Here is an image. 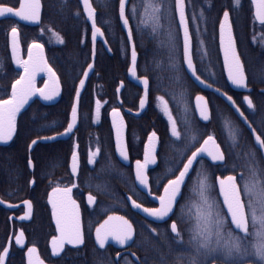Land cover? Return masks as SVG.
<instances>
[{
	"label": "flooded vegetation",
	"instance_id": "1",
	"mask_svg": "<svg viewBox=\"0 0 264 264\" xmlns=\"http://www.w3.org/2000/svg\"><path fill=\"white\" fill-rule=\"evenodd\" d=\"M2 1L4 0H0V4L19 7V0H13L16 2L14 4H6ZM250 2L252 3L251 0ZM41 4L42 14L38 25L26 24L17 18H0V48L3 53L5 44L2 28L3 22L12 19L18 26H40L43 22L44 0H41ZM225 11H229L230 13L238 51L248 81L247 87L252 89L250 92L241 90L228 80L220 45V23ZM225 11L219 18L217 14L214 17L218 30L217 39H213L211 35L205 41L204 46L199 47L195 42L192 32L191 23L193 22V15L191 17L188 10V19L193 37V58L197 73L203 80L231 96L236 105L245 113L258 134L262 135L264 134V126H261L259 122L264 123V94L261 92L264 89V56L257 55V46L253 40L254 34H252V29L254 30L255 23L259 26H264V24L258 22L253 3L252 13H249L247 9L241 8L233 13L228 9ZM175 17L177 27L179 28L176 12ZM236 27H239V37L236 33ZM19 42L20 60L27 61L29 47L26 50L23 49L20 32ZM36 44L42 45L40 43ZM9 45L13 56L11 32ZM200 48H203L204 55H201ZM161 51V66L164 67L170 64L168 69L171 70L170 74L174 78H188L195 85L194 90L188 92L187 96L191 98L197 122L193 117L194 121L179 110L171 113L172 117L176 120L177 130L181 133L180 139L171 135V125L168 116L166 118L162 110L161 97H159L161 95L153 102L151 81L146 75L141 73L138 61L139 77H147L150 83L148 107L140 116L135 115L140 109L143 89L128 78L129 86L126 93L128 103L125 104L122 100L123 91L127 86L122 81L124 82V89L121 93L122 102H119L120 107L116 108L118 112L122 113L125 121L127 160L120 155L117 149V137L113 125V110L108 114L106 110H103L102 104L99 118L96 116V104L94 107L93 129L91 130L94 140L93 147L83 145L81 147V143L78 140L80 133L83 132L81 129V112L79 126L67 140L41 141L43 138L58 135L67 128L66 126L64 130L53 133L51 122V125L50 123L48 125L49 134L45 136H38L33 139L30 137H20L14 142L16 137L15 132L9 143L0 142V199L8 204L7 206L0 203V253L3 252L5 247H8V255L5 257L3 264H29L28 248L33 246L37 249L32 257L33 264H35L37 258L42 260L43 264H175L177 259L181 258L186 261L190 250L186 246H177L173 240L175 234L171 232L170 225L175 220L178 223V228L182 231L187 228L195 229L199 214L205 210L202 201L183 200L181 199L182 197L178 196V203L174 206L175 215L170 214L171 219L165 217L163 220L149 216L143 211V208L159 207L157 197L163 195V186L167 184L169 179H174L176 175H179V170L182 169L183 163H186L187 157L203 144L208 135L215 137L225 156V159L221 163H215L211 159L203 157V159L211 161L216 165L224 164L226 166L222 173L217 176V186L219 179H224L228 176H236L238 184H241L240 175L243 171H238V167L239 165L243 166L245 130L251 136L256 150L263 159L262 153L256 147L250 131L226 101L212 91L202 90L191 79L184 65L182 39L180 40V45L177 47V53L175 49L171 57H167L168 49L164 46H162ZM14 62L22 70L21 75H23V68L16 63L15 59ZM261 63L263 64L260 65ZM46 64L48 68H52L48 63L47 55ZM55 73L57 74L56 71ZM46 74L36 81V88L42 89L44 87L45 82L48 80ZM57 76L60 81L61 92L56 101L59 100L62 94L61 79L58 74ZM259 84L263 86L257 88L256 85ZM198 95H203L208 101L211 113L210 122L204 123L197 115L195 98ZM245 96L250 97L253 108L248 107L244 99ZM37 99L43 101L45 105L53 103L46 102L40 97L34 98L31 104L27 108L22 109L17 115L16 131L17 118L21 112L29 109ZM48 106L52 112V107ZM226 107L229 108L235 120L228 118L227 111H224ZM215 108L218 110L216 116L214 115ZM225 121H229L231 127L238 131L237 142L234 147L231 146L232 141L229 139L228 134V138H226L228 128L225 127ZM214 131L216 135L213 134ZM84 132L89 133V127ZM153 132L156 133V137L158 138L154 142L155 163H149L147 166L146 175L148 177L149 188L144 190L136 179V161H144L145 149L149 144V136ZM192 136L196 137V142L191 140ZM262 138H264V135H262ZM34 140H38L39 142L32 146V141ZM73 143L75 145L74 151L79 153L81 164L77 175L72 174L71 169L73 152L69 154L67 150ZM97 149H99V153L93 156L92 154L96 153ZM182 155L184 158L181 161ZM90 159H92V163L89 162ZM29 160L32 162L31 165H29ZM115 162H119L120 167L114 166ZM122 163L125 166L124 168L120 165ZM197 164L194 165V168H196ZM234 165L236 166L235 170L233 168ZM196 169L199 168L197 167ZM203 173L206 176L209 175L206 169H203ZM194 174L196 173L192 172V180L190 182L186 181V186H182V194L187 186H191L189 188L192 191V186L195 183ZM56 188L60 190L71 188V197L77 202L76 205L79 209L83 243L68 244L65 242L62 247H57L54 254L52 241L54 238L59 237V232L56 230L55 218L52 215L53 207L49 202V197H51L53 190ZM218 189L220 192L219 186ZM90 194L95 197L93 203H89L88 201ZM133 200L141 204L142 208H134L132 206ZM25 201L31 202L32 211L28 219H21L28 212L27 206L24 203ZM212 204L214 205V212L219 211L221 215L227 213V208L223 206V203ZM182 206L183 212L181 211ZM181 215L184 217L183 223L178 219ZM110 216L127 219L133 226L134 235L132 240L123 245L109 237L104 248H101L96 240V229L103 225ZM111 224L116 225L118 222L112 221ZM152 229H156V231L153 232ZM21 231L24 233L23 242L22 244H16V237L19 236ZM187 239L188 233L184 231L185 242H187ZM254 259L255 257H250L249 264ZM209 264H221V261L209 257Z\"/></svg>",
	"mask_w": 264,
	"mask_h": 264
},
{
	"label": "snow or ice",
	"instance_id": "2",
	"mask_svg": "<svg viewBox=\"0 0 264 264\" xmlns=\"http://www.w3.org/2000/svg\"><path fill=\"white\" fill-rule=\"evenodd\" d=\"M257 4L256 17L264 24V0H253ZM127 0H119V17L123 21V24L128 28V39L132 40V29L129 26V17L126 15ZM236 7L240 6V0H234ZM84 12L87 14V18L92 21V39L95 42L97 35H103L100 28L96 25V10L93 7L91 0H83ZM143 8L142 18L140 24H147L151 22L153 26V32L157 28H162L161 24L162 12L164 10L163 0L159 3L155 0H143L141 5ZM40 2L39 0H19V7H11L4 4H0V17L7 15L18 17L23 21H39L40 19ZM175 12L179 15V26L183 29V59L187 63V68L191 72L192 76L196 80L204 83L200 80V76L197 75V69L193 63L192 50H191V36L189 34L188 22L185 16V2L184 0H174ZM131 15L133 18L137 16V6L133 5L131 8ZM203 15V13H201ZM169 40L174 43L176 36L173 35L171 30L168 32ZM12 38V50L13 58L23 68V75L19 76V79L11 85V94L7 99H0V141L7 142L11 140L16 132V117L29 99L37 93L45 100H50L53 95L58 94V84L56 92H49V84L45 82L44 88L35 87V76L37 67L33 61L32 51L33 48L39 49L42 52V46L33 43L29 46V59L22 61L17 57V51L19 47V32L16 26L11 28ZM59 42H62L57 37ZM220 45L224 52V66L228 70V78L233 84L238 87H247L246 76L243 68V64L240 61L239 55L236 50L235 39L232 34V27L229 22V12L225 11L223 14V21L220 24ZM136 57L137 53L135 46L132 49V66L129 68V72L136 76ZM42 60V56H41ZM2 66V65H0ZM44 70H46L50 77H55V73L51 68L47 67L46 62L43 64ZM93 65H88V70H92ZM84 77L88 76V72L83 73ZM139 78V77H137ZM84 79L80 80V87L76 89L75 102L71 106V118L67 123L65 133H71L76 127L78 120V108L80 103V89L84 87ZM142 83L145 87V97L141 99L140 106L143 108L146 98L149 81L147 77H144ZM211 87V85H207ZM219 91V89H217ZM264 94V89L261 90ZM197 108L200 110V116L203 120H209L210 114L207 108V102L204 97L197 96ZM232 100V97H228ZM245 101L249 108H253L252 100L245 96ZM162 110L165 115L168 116L171 125V135L177 139H180L181 133L177 130L176 120L172 117L171 111L168 108L167 102L160 98ZM203 101V106L201 102ZM235 104V101H233ZM101 103L96 101V116L99 118ZM239 111V109H237ZM113 125L117 130V149L120 155L127 160V151L122 144V128L123 120L120 118V123H116V118L119 117V112L113 109ZM243 116V113H240ZM225 127L228 128V136L232 141V147L236 145L238 131L231 127L229 121H225ZM255 134V129H253ZM264 135V134H262ZM262 135H255L256 143L261 149H264V138ZM45 139H54V137H46ZM158 138L156 133L153 132L149 136V144L145 149L144 161H136V179L144 187H148V177L146 175V169L149 163H155L154 155V142ZM191 140L196 142V137L192 136ZM33 144L36 141H32ZM99 153L97 149L95 156ZM207 155L211 157L213 161H223L225 159L224 152L221 151L220 145L216 143V139L213 135H208L207 139L203 141L195 151L187 157L186 163H183L182 169L179 170V175H176L174 179H169L167 184L163 186V195L157 197L159 200L158 208H143L149 216L155 217L159 220H163L165 217L171 219L170 214L175 215L174 206L178 203L177 197H182V186H186V181L192 180L191 173H196V182L192 186V191L199 195L203 202L204 211L198 216V223L195 229L187 228L184 231L188 233L187 242L184 240V231L178 228L177 221H173L170 225L171 232L175 234L173 240L177 246H186L190 251L188 259H177L175 264H209V257L212 259H219L221 264H249V258L255 257L251 260V264H264V168L258 166V162L255 159V152L246 154L249 158V176L244 177L243 173L240 175V179L243 182L242 185L238 184L236 176H228L219 180L220 194L223 196V206L227 208V213L221 215L219 211L214 212V205L209 202L207 197V191L210 185L207 182V176L203 173V156ZM92 163V159L89 160ZM29 160V165H31ZM199 163L200 168H194V165ZM235 165L233 166L235 170ZM72 174H76L78 170V154L73 151L72 153ZM34 183V181H33ZM75 186V185H74ZM54 192H60L59 188L53 190ZM66 200H63L57 204L56 201L49 197V202L53 207V217L56 222V230L60 233L58 238H54L53 253L55 254L58 246H61L66 242L68 244H80L83 243V235L81 231L80 214L76 202L71 199V188H65L62 190ZM244 197H247L245 200ZM131 199V197H129ZM89 203L95 201V197L91 194L88 196ZM3 201H0L2 203ZM28 212L21 219H28L31 215L32 204L30 201H25ZM134 208H142L141 204L132 201ZM183 212V206L181 207ZM230 217V219H228ZM180 222H184V217L181 215ZM112 221H118L116 225H112ZM153 232L156 229H152ZM134 235V229L132 224L124 217L110 216L108 220L104 222L99 228L96 229V240L101 248H104L106 241L109 237L123 245L129 240H132ZM24 238L23 231L16 237V244H22ZM59 241V244H58ZM37 249L33 246L28 248L29 264H33V254ZM8 255V247L3 249L0 253V264H3L5 257ZM35 264H43L42 260L35 261Z\"/></svg>",
	"mask_w": 264,
	"mask_h": 264
},
{
	"label": "trees",
	"instance_id": "3",
	"mask_svg": "<svg viewBox=\"0 0 264 264\" xmlns=\"http://www.w3.org/2000/svg\"><path fill=\"white\" fill-rule=\"evenodd\" d=\"M2 2L6 4L16 3L13 0H4ZM92 2L97 10V23L104 31L112 53H109L102 42L98 43L96 68L81 99V129L83 132L80 133L78 138L81 147L82 145L93 147L94 140L91 130L93 129L94 107L97 100L100 101L103 106L102 108H104L103 110H106L108 114L113 109L119 108L120 104L116 90L120 83L124 81L127 86L123 91L122 100L125 104L128 103L126 93L129 86L128 69L131 53L128 38L119 17V0H92ZM155 2L159 3L160 0H155ZM142 3L143 0H131L127 14L140 55L139 69L151 81L153 102L161 95L159 97H163L164 101L167 102L171 113L179 110L194 121L195 116L192 101L187 94L194 90L195 85L188 78H174L170 74L171 70L168 69L170 64L164 67L161 66L162 46L168 49L167 57H171L175 49L177 53V47L180 45L181 40L175 17L174 0H163L164 10L161 19L163 27L157 28L155 32H153L151 22L147 24L139 23L142 18L141 14L143 13ZM187 4L191 17L195 9L206 11V13L207 11L210 12L205 13L207 18L215 14L221 16L227 9L231 13L234 11L231 3L226 0H187ZM133 5L137 6V16L135 18L131 15ZM240 8L247 9L249 13H252V3L250 0H240ZM191 25L196 42V35L193 30L194 23L192 22ZM13 26L19 29L23 49H28L33 43H40L45 47L48 63L57 72L62 83V94L58 101L45 105L43 101L37 99L29 109L21 112L17 118L15 142L20 137H30L33 139L49 134L48 125L49 123L51 125V122L53 133L66 128L70 120L71 106L74 103L76 89L83 77V73L91 62L92 29L80 0H44L43 22L42 25L37 27L18 26L12 19L5 20L2 26L5 43L4 53L0 48V65H2L0 66V99H7L10 96L11 85L15 80L19 79L22 73V70L15 65L9 45L10 32ZM208 26L212 29L213 33L215 31L218 33L216 22L212 23L210 21ZM253 28L252 34H254L253 40L257 46V55L264 56V26H259L255 23ZM169 30L176 36L174 43L169 40ZM236 33L239 37L238 27H236ZM216 36L214 39H217ZM57 37L62 42H59ZM259 86L263 85H256L257 88ZM227 87L229 86L227 85ZM48 105L52 107V112L49 110ZM224 111H227L229 119L235 120L229 108L226 107ZM217 112L218 110L215 108V116L218 114ZM88 122L90 123L88 124ZM87 127L90 129L89 133L84 132ZM213 134L216 135L215 131ZM243 141L245 146V148L243 146V166L239 165L238 171L242 170L244 177L247 178L249 176V168L245 163L246 159L249 158L246 154L254 151L255 159L261 168H264V161L246 130L244 131ZM74 143L67 149L69 154L74 151ZM81 147L80 150L82 151ZM120 165L122 168L125 167L123 163ZM114 166L120 167L119 162H115ZM197 167L200 168L199 163L196 165ZM225 167L224 164L216 165L211 161L203 159V169L209 172L207 182L210 187L207 191V197L210 202L215 198L220 203H223L216 179ZM189 187L191 188V186H187L183 191L181 199L201 200L198 194L190 191ZM244 198L247 200L246 197Z\"/></svg>",
	"mask_w": 264,
	"mask_h": 264
},
{
	"label": "water",
	"instance_id": "4",
	"mask_svg": "<svg viewBox=\"0 0 264 264\" xmlns=\"http://www.w3.org/2000/svg\"><path fill=\"white\" fill-rule=\"evenodd\" d=\"M252 1V3H253V5H254V9H255V14H256V11H257V4L256 3H254L253 2V0H251ZM39 2H40V5H41V8H40V19H39V21H36V22H33V21H23V20H20L18 17H15V16H11V15H7V16H5V17H0V18H7V17H11V18H17V19H19L20 21H22L23 23H26V24H32V25H38L39 23H40V20H41V14H42V4H41V0H39ZM80 2H81V5H82V7H83V9H84V6H83V0H80ZM184 2H185V16H186V19H187V22H188V27H189V34H190V36H191V50H192V59H193V63H194V65H195V67H196V64H195V62H194V58H193V37H192V34H191V29H190V23H189V19H188V8H187V1L186 0H184ZM91 3H92V1H91ZM129 3H130V0H127V4H126V15H127V9H128V6H129ZM229 12V11H228ZM85 15H86V17H87V14L85 13ZM176 15H177V19H178V24H179V15H178V13H176ZM257 18V17H256ZM87 20H88V22H89V24H90V26H91V29H92V21H90L88 18H87ZM121 20V19H120ZM257 20H258V22L259 23H261L260 22V20L257 18ZM223 21V18H222V20H221V22ZM229 22H230V24H231V27H232V34H233V37H234V39H235V45H236V50H237V53H238V55H239V58H240V61H241V63L243 64V62H242V60H241V57H240V54H239V51H238V47H237V41H236V37H235V33H234V30H233V25H232V21H231V17H230V13H229ZM121 24H122V27H123V29H124V31H125V33H126V35H127V38H128V28H126L125 26H124V24H123V21L121 20ZM221 24V23H220ZM96 25H97V27L98 28H100V30H101V32H103V35L101 36V35H97V37H96V40H95V42H93V39H92V56H91V62H90V64H92L93 65V68H92V70H88V67H87V69L85 70V71H87L88 72V76L87 77H84V75H83V77H82V79H84V81H85V83H84V87L82 88V89H80V103H79V108H78V120H77V124H76V127L72 130V132L71 133H67V134H64L65 133V131L64 132H62V133H60V134H58V135H55V136H52V137H54V139H45V138H43V139H41V141L42 142H52V141H56V140H67V139H69L71 136H72V134L74 133V131L78 128V126H79V121H80V107H81V99H82V96H83V94H84V92H85V90H86V88H87V85H88V82H89V80H90V78H91V76L93 75V73H94V70H95V64H96V59H97V48H98V43L99 42H102L103 43V45L106 47V49L109 51V53L111 54L112 53V51H111V49H110V47H109V44H108V41H107V39H106V36H105V33H104V31H103V29L98 25V23H97V19H96ZM129 26L131 27V29H132V26H131V23H130V20H129ZM179 29H180V33H181V39H182V42H183V29L179 26ZM128 42H129V45H130V49H131V63H130V67L132 66V49H133V45L135 46V50H136V53H137V57H136V76H133L130 72H129V70H128V78H129V80L130 81H132V82H134V83H136L138 86H140L142 89H143V95H142V97H141V99L142 98H144L145 97V87H144V84L142 83V80H143V78L144 77H139V74H138V61H139V54H138V51H137V48H136V43H135V39H134V34H133V30H132V40H129L128 39ZM42 46V45H41ZM221 51H222V56H223V60H224V52H223V49L221 48ZM32 56H33V61L35 62V64H36V67H37V72H36V76H35V87H36V81L40 78V77H42L44 74H46L47 75V78H48V80H47V82H48V84H49V92H56L57 91V84H58V94H55V95H53V98L52 99H50V100H45V99H43L42 97H40V95L37 93L36 95H34V96H32L31 97V99H29V101H28V103L27 104H25L24 105V107L22 108V109H24V108H27L30 104H31V102H32V100L34 99V98H36V97H40L41 99H43L44 101H46V102H55L57 99H58V97H59V95H60V92H61V86H60V81H59V78H58V76H57V74L55 73V71L51 68V70H52V72H54L55 73V77L53 78V77H50V75H49V73L46 71V70H44V68H43V64L46 62V54H45V49H44V47L42 46V52H41V50H39V49H35V48H33V51H32ZM41 56H42V60H41ZM17 57L20 59V42H19V47H18V51H17ZM28 59H29V57H28ZM27 59V60H28ZM17 63V62H16ZM19 65V64H18ZM184 65H185V68H186V71H187V73L189 74V76L191 77V79L202 89V90H206V91H212V92H214V93H216L217 95H219L220 97H222L225 101H226V103L234 110V112H235V114L237 115V117L245 124V126L248 128V130L250 131V133H251V135H252V137H253V139H254V143H255V145H256V147L261 151V153H262V156H263V160H264V149H261L260 147H259V145L256 143V140H255V135H259L258 134V132L256 131V129L254 128V126L252 125V123L249 121V119L246 117V115H245V113L236 105V103L235 104H233V98H232V100H229L228 99V97H229V95H227L225 92H223L222 90H220L219 89V91H217V87H215V86H213V85H211L210 83H208V82H206L205 80H203L201 77H200V80H202V81H204V83H201L200 81H198V80H196V78L194 77V76H192V74H191V72L188 70V68H187V63L184 61ZM129 67V68H130ZM243 68H244V66H243ZM197 69V68H196ZM226 69V73H227V76H228V70H227V68H225ZM245 72V71H244ZM197 75H198V73H197ZM245 76H246V74H245ZM137 77H139V78H137ZM228 80H229V78H228ZM149 81V80H148ZM230 81V83L231 84H233L232 83V81L231 80H229ZM246 83L248 84V81H247V77H246ZM211 85V87H208L207 85ZM234 86H236V87H238L237 85H235V84H233ZM44 87H45V85H44ZM43 87V88H44ZM80 87V82H79V84H78V88ZM241 90H243V91H246V92H250L252 89L251 88H248V87H239ZM123 89H124V82H121L120 83V85H119V87H118V89H117V94H118V98H119V102L121 103L122 102V100H121V93H122V91H123ZM149 96H150V83H149V85H148V91H147V98H146V102H145V104H144V106H143V108L140 106V109H139V111L138 112H136L135 113V115H137V116H140L142 113H144L145 111H146V109H147V107H148V104H149ZM198 96H202V97H204L203 95H198ZM231 97V96H230ZM247 97H249V96H247ZM197 98V97H196ZM195 98V107H196V112H197V115H198V117H199V119L200 120H202L204 123H207V122H210V119H211V113H210V107H209V104H208V101L206 100V98L204 97V100L207 102V108H208V112H209V114H210V119L209 120H203L202 118H201V116H200V110L197 108V99ZM250 98V97H249ZM141 101V100H140ZM74 102H75V99H74ZM201 105L203 106V101L201 102ZM21 109V110H22ZM237 109H239V111H237ZM20 113V112H19ZM18 113V114H19ZM240 113H243L244 115L243 116H241L240 115ZM17 114V115H18ZM119 117H117L116 118V123L117 124H119L120 123V118H122V120H123V128H122V144H123V146L126 148V133H125V121H124V118H123V115H122V113L121 112H119ZM70 118H71V114H70ZM253 129H255V134H253ZM115 133H116V137H117V130H116V127H115ZM15 134V133H14ZM14 136V135H13ZM13 138V137H12ZM12 140V139H11ZM11 140H8L7 142H5V141H0V142H3V143H9ZM37 142H39L38 140H36V143ZM35 143V144H36ZM216 143H217V140H216ZM218 144V143H217ZM32 146H34V144H32ZM78 154V170H77V173L76 174H74V175H77L78 174V172H79V169H80V157H79V153H77ZM203 157H207V158H209V159H211V157H209V156H207L206 154L203 156ZM212 160V159H211ZM213 161V160H212ZM213 162H215V163H221V162H223V161H213ZM71 164H72V160H71ZM220 180V179H219ZM219 180H218V186H219V188H220V185H219ZM138 181V180H137ZM138 183H139V181H138ZM139 185L141 186V188H143L144 190H147L148 188H149V185H148V187L146 188V187H144L143 185H141L140 183H139ZM70 195L72 196V194L70 193ZM220 196H221V198H222V202H223V196L220 194ZM51 197H52V199L54 200V201H56L57 202V204H59L61 201H63V200H66V197L64 196V194H63V191L61 190L60 192H54L53 191V193L51 194ZM178 198V197H177ZM71 199L72 200H74L72 197H71ZM0 201H2L1 199H0ZM75 201V200H74ZM76 202V201H75ZM77 203V202H76ZM1 204H4V205H7L8 206V204L7 203H4V202H2ZM117 217V216H116ZM118 222V221H117ZM119 223V222H118ZM59 235H60V233H59Z\"/></svg>",
	"mask_w": 264,
	"mask_h": 264
},
{
	"label": "rangeland",
	"instance_id": "5",
	"mask_svg": "<svg viewBox=\"0 0 264 264\" xmlns=\"http://www.w3.org/2000/svg\"><path fill=\"white\" fill-rule=\"evenodd\" d=\"M227 2H230L231 5L233 6V9L235 11L239 10L240 9V6L239 7H236L235 4H234V0H226ZM201 12H203V15H201ZM203 11V10H200V9H195L194 11V14H193V30L195 32V35H196V42L197 44L199 45V47H202V45L204 46V43L206 40H208L210 38V36L212 35L213 39L215 38L216 35H218L217 31H215L214 33L212 32V29L208 26V23L211 21L212 23H215L214 22V16H211L209 18L206 17V14L207 13H210L207 11ZM237 14V12H236ZM217 17V16H216ZM218 18H219V15H218ZM195 19V20H194ZM210 25V24H209ZM239 28V27H238ZM215 30V29H214ZM210 35V36H209ZM201 50V55H204L203 53V48H200ZM263 63H261L260 65H262ZM259 124L261 126H264V123L263 122H259ZM264 131V129H263ZM227 132V131H226ZM228 134V133H227ZM226 138H228L226 136ZM184 158V156L182 155L180 160L182 161ZM248 163H249V159H246V163L245 165L248 166ZM194 178H195V182H196V174H194ZM195 185V183H194ZM193 185V186H194ZM214 198V197H213ZM247 198V197H246ZM210 202V201H209ZM203 203V202H202ZM210 203H220L219 201H217L215 198L213 199V201H211Z\"/></svg>",
	"mask_w": 264,
	"mask_h": 264
}]
</instances>
